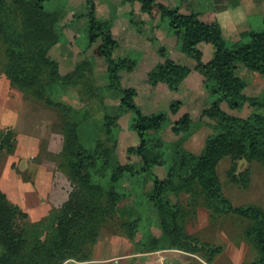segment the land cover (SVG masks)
<instances>
[{
    "label": "trees",
    "instance_id": "obj_1",
    "mask_svg": "<svg viewBox=\"0 0 264 264\" xmlns=\"http://www.w3.org/2000/svg\"><path fill=\"white\" fill-rule=\"evenodd\" d=\"M45 1L11 0L10 7L0 0V64L12 87L63 110L60 166L65 168L72 190L68 199L47 216L51 227L41 236L32 228L29 213L0 188V264H87L105 229L134 241L141 218L116 220L121 202L131 199L137 206L143 204L136 190L128 192L121 187L125 179L140 172L136 163H123L117 154L120 120L129 113L132 115L129 129L137 133L139 144L130 146L128 153L140 157L141 170L167 166L166 175H155L152 190L142 197L157 210L162 236L170 247L192 253L199 250L196 239L187 232L188 211L179 200L182 193H189L202 197L215 214H236L248 219L245 236L257 252V258L248 264H264V209L256 204L235 206L223 191L217 169L227 156L234 161L246 159L264 165V94L248 95L245 92L248 82L238 74L242 66L264 74V16L262 28L250 27L242 33L240 42L233 43L218 16L206 22L196 12H186L180 6L171 7L159 0H122L139 4L143 13L167 22L180 50L196 61L195 69L203 76L204 89L211 97L202 116L211 120L207 125L212 129L203 150L196 153L185 143L203 123L189 112L171 126L176 140L166 142L159 134H150L165 128L168 113L145 114L136 101L141 88L123 84L121 73L135 71L138 60L130 55L114 56L120 42L113 34V22L97 17L94 0H87V48L98 43L93 54L106 64V93L117 96L119 104L104 116L107 140L92 144L80 140L78 128L89 117L88 110H75L67 102H55L48 87L58 83L77 88L83 97L85 70L93 62L86 58L71 75L60 74L58 62L48 55L59 39L56 29L59 14L48 11ZM203 43L214 47L213 57L208 61L204 60ZM159 54L162 60L148 71L145 84L150 87L164 84L170 90H179L192 69L171 58L165 47L159 49ZM87 86L93 96V88ZM224 103L231 109L242 110L248 105L252 110L247 116H240L227 111ZM181 107L179 100L170 106L173 114ZM17 144V135L11 128H0V153H13ZM241 175L242 179L233 173V182L247 186L249 171ZM142 241L144 252L160 248L161 238L150 229ZM221 251L222 247L211 250L207 261Z\"/></svg>",
    "mask_w": 264,
    "mask_h": 264
},
{
    "label": "rangeland",
    "instance_id": "obj_2",
    "mask_svg": "<svg viewBox=\"0 0 264 264\" xmlns=\"http://www.w3.org/2000/svg\"><path fill=\"white\" fill-rule=\"evenodd\" d=\"M5 1L8 6H12L11 0ZM94 1L97 17L113 22V34L120 42L114 56L118 58L130 55L138 60L135 71L121 73L123 84L141 88L136 101L145 114L168 113L169 119L165 128L158 132H150V134H159L158 136L166 142L176 140L177 137L173 134L171 126L184 113L189 112L196 121L201 120L203 124L188 138L185 146L193 152L200 153L207 136L212 133L211 127L207 125V122L211 120L202 116L203 110L211 102V97L209 98L204 89L203 76L195 69L196 61L180 50L178 39L168 30L167 22L163 23L159 17L153 18L143 13L139 4L125 3L122 0ZM159 1L171 7L180 6L186 12H196L206 22H212L220 14H226L230 22L228 35L233 43L240 42L242 33L250 27L255 29L263 27L264 0ZM45 7L48 11L59 14V20L56 23L59 39L50 47L48 55L58 62L60 74L64 77L71 75L78 64L86 58L93 62V66L85 70L83 97L77 88H66L58 83L48 87V94L55 102H67L75 110L84 108L88 110L89 117L78 128V134L83 143L92 144L96 140H107L103 125L104 116L107 111L112 110L113 106L119 104V98L114 94L106 93L107 67L102 59L93 54L94 47L98 43L87 48L89 41L87 0H46ZM245 27L246 29L243 30ZM161 47H165L169 56L175 61L192 69L190 76L182 83L179 90H170L164 84L156 87L145 84L148 71L162 60L159 54ZM202 50L205 61L213 57L214 47L211 44L203 43ZM238 74L248 82L245 90L248 95L264 94V74L244 66L239 68ZM88 84L93 88V96L92 92H89ZM82 98L90 99L89 103ZM175 100L182 102V107L177 114H173L170 108ZM223 106L227 111L240 116H247L252 110L248 105L242 110L231 109L226 103ZM63 115L61 108L49 105L29 93L12 87L0 64V128H11L19 140L37 147L33 162L39 163L41 160L50 159L59 164L60 176L63 178L61 183L65 182L66 185L62 187V196H58L57 203L61 202L64 194L66 196L72 190L71 183L69 185L65 180L66 170L60 166L61 153L57 154L48 150L50 143L59 149L62 146ZM131 116L129 113L120 120L122 130L117 154L123 163H136L140 172L132 179H125L121 187L128 192L136 190L143 204L137 206L131 199L121 202L116 220L140 217L141 223L134 239L135 246L132 247L135 251L134 256L123 259L124 244L127 242L124 238H114V240L111 238L113 240L111 245L118 249L119 254L113 255L114 257L102 264H115V261H118L117 264H248L254 261L257 258V252L245 236V230L250 221L236 214H215L205 205L202 197L189 193H182L179 200L188 211L185 221L187 232L196 239L195 244L199 250L192 253L170 247L168 241L162 236L157 210L142 197L152 190L155 175L159 177L166 175L167 166H155L152 171H144L141 170L140 157L128 153L130 146L139 144L137 133L129 129ZM9 164L10 156L5 153L0 154V182ZM12 167L16 170V163ZM217 169L223 191L235 206L256 204L264 209V165L262 163L246 159L234 161L227 156L220 161ZM246 170L249 171L247 186L233 182V173L241 178V173ZM27 172L25 171L26 175ZM11 196L14 199L13 193ZM43 213L31 217L32 228L41 236H45L51 227L50 219L47 217L49 214L44 215ZM148 229L156 237L161 238V244L158 250L144 252L142 240ZM102 241L104 244L108 239L104 237ZM217 247H222V251L213 256L210 262L207 261L211 250ZM111 252L113 248L106 251L104 255L108 256ZM87 264L100 263L88 261Z\"/></svg>",
    "mask_w": 264,
    "mask_h": 264
},
{
    "label": "crops",
    "instance_id": "obj_3",
    "mask_svg": "<svg viewBox=\"0 0 264 264\" xmlns=\"http://www.w3.org/2000/svg\"><path fill=\"white\" fill-rule=\"evenodd\" d=\"M219 19L224 23L227 30L230 28V22L227 19L226 14H220ZM241 21V20H240ZM246 27L243 29L245 30ZM229 33V31H228ZM3 127V126H2ZM62 146L59 149L54 146L53 143L49 144L48 150L50 152H56L60 154L63 148L64 136L61 135ZM37 147L35 145L27 144L23 140H19L16 150L7 154L10 156V166L5 169L4 175L1 177L0 188L6 192L8 198L12 200L15 204L19 205L23 210L29 213L30 217H35L36 214L43 213L44 215L50 214L54 209L59 208L69 196V193L57 203L58 196H62L61 190L66 183L60 176L59 164L55 160H41L39 163L33 162L34 156L37 154ZM4 154V153H0ZM17 165L16 170L12 167L13 164ZM27 172V175L25 174ZM65 174V180L70 185V180L68 175ZM63 184V185H62ZM65 189V188H64ZM14 194V199L11 196ZM108 239L106 243L103 244V238ZM113 238H124L127 242L124 244L123 259L134 256L135 251L133 248L135 246L134 241L130 240L127 236L122 234H115L112 231L105 229L102 231L98 242L94 245L92 254V263H106V260L111 259L115 255H118V249L112 247ZM104 245V246H103ZM113 248V252L110 255L105 256L104 253L109 249ZM127 248V249H126ZM116 249V250H115ZM114 255V256H113ZM121 259L122 257H116ZM117 264L118 261H115Z\"/></svg>",
    "mask_w": 264,
    "mask_h": 264
}]
</instances>
